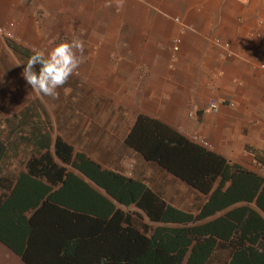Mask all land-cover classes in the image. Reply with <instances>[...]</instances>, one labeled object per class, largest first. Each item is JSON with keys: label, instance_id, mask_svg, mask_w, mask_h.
Returning <instances> with one entry per match:
<instances>
[{"label": "crops", "instance_id": "crops-1", "mask_svg": "<svg viewBox=\"0 0 264 264\" xmlns=\"http://www.w3.org/2000/svg\"><path fill=\"white\" fill-rule=\"evenodd\" d=\"M0 28L12 36L0 37L7 84L36 50L74 37L85 48L58 98L38 96L22 76V97L9 92L16 111L4 118L19 123L0 141V206L21 179L16 216L24 232L36 228L35 219L27 222L42 206L95 215L105 201L136 213L134 226L146 223L134 206L112 202L103 171L194 213L191 202L203 197L125 142L139 115L264 180V0H123L119 8L116 0H0ZM209 101L215 113L205 111ZM57 142L69 149L56 151ZM0 252L6 263L25 264L1 243Z\"/></svg>", "mask_w": 264, "mask_h": 264}, {"label": "trees", "instance_id": "trees-1", "mask_svg": "<svg viewBox=\"0 0 264 264\" xmlns=\"http://www.w3.org/2000/svg\"><path fill=\"white\" fill-rule=\"evenodd\" d=\"M125 142L144 161L204 195L194 203V213L171 206L139 182L103 171L112 202L134 206L150 226L140 221L134 226L131 214L136 213L105 201L104 212L95 215L85 208L70 216L52 214L42 206L27 222L35 219L36 228L24 232V220L16 216L20 179L0 206V243L25 264H213L218 258L220 264H264L260 176L144 116H137ZM61 148L69 149L57 142L56 151Z\"/></svg>", "mask_w": 264, "mask_h": 264}, {"label": "clouds", "instance_id": "clouds-1", "mask_svg": "<svg viewBox=\"0 0 264 264\" xmlns=\"http://www.w3.org/2000/svg\"><path fill=\"white\" fill-rule=\"evenodd\" d=\"M116 3L118 8L123 7V0H116ZM84 54V41L74 37L71 41L57 44L47 53L36 50L23 65L21 75L38 96L55 99L59 97L57 89L64 86L78 70L85 58Z\"/></svg>", "mask_w": 264, "mask_h": 264}, {"label": "rangeland", "instance_id": "rangeland-1", "mask_svg": "<svg viewBox=\"0 0 264 264\" xmlns=\"http://www.w3.org/2000/svg\"><path fill=\"white\" fill-rule=\"evenodd\" d=\"M5 72H0L1 75H5ZM10 75V83L7 84L6 78L0 79V141L3 142V144H6L8 141V137L12 136L14 133L15 126L19 123V120L12 116L9 118H4L7 113L15 112L16 110L11 106L12 103H14V98H9V92L13 94L14 88L16 90V96L22 97V88L19 87L22 83L21 73H9ZM13 128L10 132V128ZM197 193V192H196ZM201 197L204 195H201L198 193ZM194 202H191V204L194 206ZM197 203V202H196ZM1 254V252H0ZM218 261H220V258H218ZM216 261L213 264H220V262ZM0 264H15V263H6V258L0 257Z\"/></svg>", "mask_w": 264, "mask_h": 264}, {"label": "built area", "instance_id": "built-area-1", "mask_svg": "<svg viewBox=\"0 0 264 264\" xmlns=\"http://www.w3.org/2000/svg\"><path fill=\"white\" fill-rule=\"evenodd\" d=\"M0 37H4V38H7V39H12V36L7 32V31H4L0 28ZM174 51L177 49V41H174V46L172 48ZM260 69H262L264 71V63L260 64ZM217 110V103L216 101H209L207 106H206V109L205 111L206 112H211V113H215ZM124 166V169L126 170H130V164H123ZM126 171V172H128Z\"/></svg>", "mask_w": 264, "mask_h": 264}]
</instances>
